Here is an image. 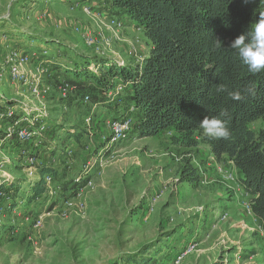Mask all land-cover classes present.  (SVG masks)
I'll list each match as a JSON object with an SVG mask.
<instances>
[{
	"label": "rangeland",
	"instance_id": "1",
	"mask_svg": "<svg viewBox=\"0 0 264 264\" xmlns=\"http://www.w3.org/2000/svg\"><path fill=\"white\" fill-rule=\"evenodd\" d=\"M94 3L0 0V185H16L21 197L13 206L0 190V264H132L124 259L135 256L150 264H264L262 223L231 161H217L201 140L188 148L174 131L151 138L133 132L104 154L101 136L115 109H94L87 90L60 94L58 82L74 85L64 72L77 54L136 64L152 48L127 15L108 16ZM119 20L121 28L110 27ZM131 49L136 56H128ZM13 52L37 55L23 69L28 82L10 78ZM51 60L62 72L44 76L35 94L33 74L43 61L55 67ZM90 66L97 69L95 61ZM122 97L128 101L126 92ZM9 108L15 119L1 117ZM37 114L46 131L32 142L17 140L16 120L26 125ZM187 158L201 177L195 185L182 180ZM43 167L55 175L46 195L30 202L28 184ZM78 176L86 180L77 184Z\"/></svg>",
	"mask_w": 264,
	"mask_h": 264
},
{
	"label": "trees",
	"instance_id": "2",
	"mask_svg": "<svg viewBox=\"0 0 264 264\" xmlns=\"http://www.w3.org/2000/svg\"><path fill=\"white\" fill-rule=\"evenodd\" d=\"M107 10L127 15L150 40L152 48L141 63L127 64L77 54L65 78L80 90L92 93L98 105L116 109L108 96L117 85L124 87V106L135 107L134 134L156 137L174 131L188 148L201 140L211 148L217 161L228 159L240 172V184L251 196V213L262 223L264 233V124L255 131L250 125L264 123V71L249 72L232 41L259 19L264 11L260 0H102ZM219 37L224 47L213 51ZM95 61L97 69L90 64ZM100 64V65H98ZM224 84L228 91L217 92ZM253 87L255 94L246 89ZM240 90L244 98L232 100L229 92ZM128 104V105H126ZM227 110L230 139H212L199 126L205 117ZM182 180L197 184L201 177L187 158ZM47 167L39 169L40 179L29 183L28 198L33 202L48 192ZM16 185L0 190L13 206L20 200ZM25 194V193H24ZM124 262L150 264L151 261L126 257Z\"/></svg>",
	"mask_w": 264,
	"mask_h": 264
},
{
	"label": "built area",
	"instance_id": "3",
	"mask_svg": "<svg viewBox=\"0 0 264 264\" xmlns=\"http://www.w3.org/2000/svg\"><path fill=\"white\" fill-rule=\"evenodd\" d=\"M84 11L86 14L90 16H94L91 10V7H84ZM114 22V23H113ZM110 23V27L115 25L116 27H122L123 23L119 20V22L116 24L115 21ZM78 30V29H77ZM95 40L90 35L85 36V41L89 46H93L95 44ZM11 58V66L9 67V76L10 78L15 82H21V81H27L29 79V76L26 74L28 72H25L23 69L26 67L33 59L34 57H37V55L34 53L32 55L30 54H20L18 52H13ZM44 56H48V51L43 52ZM129 57L136 56L135 49H131L128 52ZM143 61V58L139 63ZM51 62V61H48ZM48 63L46 61L41 62V64L36 68L35 74H33L34 82L31 83L35 94H39V84L42 83V79L45 77L51 76V69L50 65H47ZM0 78H3V73H0ZM76 87L72 85L71 83L63 80L59 83L58 90L60 94L67 98L71 92H74ZM124 93V87L122 85H117L116 88L113 90V92H110L108 96L110 97L111 101H114L118 108L120 109L119 114L116 115L114 118L110 119L107 123V130L106 132L101 136V144L103 145V149L101 150L104 154H110L112 152V148L118 144H120L122 141L126 140L135 130V119L133 118V113L135 112V107L133 105H130L127 109L124 104L125 100L122 97ZM85 102H91V97L89 95H86L84 98ZM98 107V104H94V109ZM92 115V114H91ZM91 115L89 114L86 118L87 122L91 121ZM2 118L5 119H15V111L12 108H9L8 110L4 111V113L1 115ZM42 116L40 114H37L34 116L26 125H21V121L18 119L15 122V130L13 131V136L16 137L17 140H20L21 142H32L33 140L37 139V134L43 133L46 131V126L43 123H40V118ZM25 120V119H24ZM20 123V124H19ZM24 153H26L24 151ZM101 160V158H100ZM98 162V160L96 161ZM50 176H46L45 181H50ZM86 180V177H76L75 183L81 184ZM87 182V181H86ZM88 185H92L91 181L87 182ZM2 195H0L1 197ZM3 198V197H2Z\"/></svg>",
	"mask_w": 264,
	"mask_h": 264
},
{
	"label": "clouds",
	"instance_id": "4",
	"mask_svg": "<svg viewBox=\"0 0 264 264\" xmlns=\"http://www.w3.org/2000/svg\"><path fill=\"white\" fill-rule=\"evenodd\" d=\"M245 3L250 0H244ZM260 4L264 5V0H260ZM224 47L222 40L215 36L213 41V51ZM230 49L234 50L242 63L247 67L249 72L260 73L264 71V11L259 12V19L252 23L248 30L237 38H235ZM217 92L228 91L224 84L216 85ZM249 94H255L253 87L246 89ZM230 98L235 101H240L244 98L240 90L231 91L228 93ZM227 110H223L218 116L209 118L208 116L199 123V126L204 130V134L212 139H230L231 133L228 127Z\"/></svg>",
	"mask_w": 264,
	"mask_h": 264
},
{
	"label": "crops",
	"instance_id": "5",
	"mask_svg": "<svg viewBox=\"0 0 264 264\" xmlns=\"http://www.w3.org/2000/svg\"><path fill=\"white\" fill-rule=\"evenodd\" d=\"M95 3H98V4H100V5H103V6H105V4L103 3V1H102V0H95ZM95 3H94V4H95ZM101 8H102V7H101ZM108 11H109V10H107V11H106V10H104V13H106V15H108V16H109V15H112L111 13H109V12H112V11H109V12H108ZM113 14H114V12H113ZM102 22H103V21H102ZM143 60H144V59H143ZM52 62H53V61L51 60V62H50V63H51L52 65H54V66H55V64H56V65L58 64V63H55V64H54V63H52ZM60 66H61V65H60ZM26 68H27V67H26ZM57 68H58V67H56V66H55V67H53V66H52V67H50V69H51V72H52V73H53V72H55V71H53V69H56V70H57V72L59 73V71H61V69H59V68L57 69ZM61 72H62V71H61ZM63 72H64V70H63ZM64 73H65V72H64ZM53 74H54V73H53ZM54 80H55V81H54V82H55V84H57V80H56V79H54ZM58 83H60V82H58ZM43 85H44V84H43ZM112 111H116V115H118V114H119V111H120V109H119V108H117V109H115V110H112ZM114 114H115V113H114ZM100 144H101V143H100Z\"/></svg>",
	"mask_w": 264,
	"mask_h": 264
}]
</instances>
